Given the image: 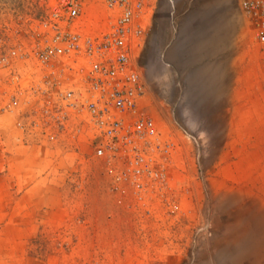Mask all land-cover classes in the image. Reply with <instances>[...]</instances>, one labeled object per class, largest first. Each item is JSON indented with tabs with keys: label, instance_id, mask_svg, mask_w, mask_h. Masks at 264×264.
Returning <instances> with one entry per match:
<instances>
[{
	"label": "rangeland",
	"instance_id": "374dc122",
	"mask_svg": "<svg viewBox=\"0 0 264 264\" xmlns=\"http://www.w3.org/2000/svg\"><path fill=\"white\" fill-rule=\"evenodd\" d=\"M52 1L0 0V264H264L258 201L243 194L242 179L231 186L228 178H216L223 164L217 160L223 134L218 129L224 126L212 124L217 116L212 118L204 104L210 96L200 99L202 92L209 95L221 85L202 78L208 77L217 59L211 39L215 35L226 54L218 61H234L241 75L232 89L237 92L245 86L239 82L243 75H253L250 89L255 97L259 86L263 88L254 70L252 34L239 1L158 0L153 13L140 19L145 33L134 66L144 81L143 107L163 135L176 143L163 192L150 197L145 207L111 191L102 174L103 162L90 156L86 135L50 139L43 127H37V137L29 138L32 147L21 148H42L47 152L45 162L27 161L5 149L9 137L18 138L15 129L28 133L30 125H52L43 123L44 117L35 118L31 108L41 103V95L31 91L40 89L43 81L32 80L29 90L28 85H20L29 77L11 80L24 63L1 62L10 44L26 47L34 42L27 35L29 27L48 17ZM77 5L80 15L75 26L80 33L102 32L113 19L103 0H77ZM201 21L205 34L194 31ZM214 24L218 34L211 27ZM67 74L64 71L58 78L66 83ZM71 76L78 77L75 72ZM13 97L17 106L11 103ZM70 154L73 160H68ZM36 187L42 193V207L33 203L22 207L21 193L28 191V200L33 201L38 198ZM9 188L13 193L6 192Z\"/></svg>",
	"mask_w": 264,
	"mask_h": 264
},
{
	"label": "built area",
	"instance_id": "2783aa9c",
	"mask_svg": "<svg viewBox=\"0 0 264 264\" xmlns=\"http://www.w3.org/2000/svg\"><path fill=\"white\" fill-rule=\"evenodd\" d=\"M238 1L264 77V0ZM157 2L103 0L113 16L109 27L103 32L80 33L75 26L80 15L77 0H53L48 17L29 27L27 35L34 42L26 47L10 44L1 59L5 66L16 60L24 63L16 78L11 74L13 82L29 77L20 85L33 88L32 80L43 81L40 89L31 92L41 95L38 112L43 123H52L45 125L46 136L86 135L92 147L90 156L103 162L102 174L111 191L144 207L150 197L163 192L175 147L144 110V81L132 61L145 33L140 19ZM64 71L70 73L63 78L66 83L58 78ZM72 72L78 77H72ZM12 99L17 106L16 98Z\"/></svg>",
	"mask_w": 264,
	"mask_h": 264
},
{
	"label": "crops",
	"instance_id": "0c3cea01",
	"mask_svg": "<svg viewBox=\"0 0 264 264\" xmlns=\"http://www.w3.org/2000/svg\"><path fill=\"white\" fill-rule=\"evenodd\" d=\"M205 1L216 3V0H205ZM224 1L228 2V0L227 1L224 0ZM153 10L148 12L147 16H150V14L153 13ZM222 17H223V14H220L219 19H221ZM76 21H79V20L77 19ZM203 22L205 21H201L198 28L196 27L194 29L196 33L205 34L206 32H208L206 31L207 28L204 27L205 23ZM215 22L216 21L214 20V23ZM108 27H109V24L104 25V27L102 28V32L105 31ZM211 27L213 30H217L218 28L217 24H214ZM98 30L100 31L101 29H98ZM218 32H219V29L216 31V34H218ZM211 39L216 44L215 46H217L216 49L218 52H216V54L213 55L217 59L213 61L214 67L209 71L208 77H207V74L202 75L203 73H201V75H202V78L205 77L204 78L205 80L207 79L210 81L212 80L218 81L221 83V85L218 88L214 89L212 93L209 95H206L202 92V94L200 95V99L204 101L205 98L207 99V97L210 96V99H211L210 102L208 103L207 101H205L204 104H206L207 108L210 109L209 113H211L210 115L212 118H215V116H217L216 121H212V124L218 125V128H220L222 125L224 126L223 129H218L221 132L223 131V134H222L221 142L219 144L220 149L218 151V156H217L218 163L223 161V164H221L220 167L218 166L215 174H216L217 179H221V178L224 179L225 177L228 178L226 179L228 180L227 184H230L231 186H234V184L238 180L242 179V182H243L242 185L244 188L243 194H248L249 195L248 197L250 199L253 198V200L255 199L258 201L257 204H258V209L260 211L259 227H260V237H261L260 238V242H261L260 256L263 257L264 256V247H263V241H264L263 240V236H264V219H263L264 217V83H263V88L261 87V85L259 86V95L255 97L253 95L255 93L250 89L252 88L251 80L253 79V77H250V76H253V75H249L248 77H246V75H243V77H241L242 80L239 82L240 83L244 82L245 86H242L239 90H237V92L233 90L232 89L233 81L238 82V77L241 76L239 75L240 72L236 73L234 61L231 64H228L227 63L228 61L224 63H221L218 61V59H221L222 56H226V54L221 53L220 48H219V41L221 40V38L215 35V38L213 37ZM208 42H210V37H209ZM210 45L212 44L210 43ZM251 51L253 55L252 56L253 60L255 61V64L257 67V68H254V70L257 72L258 75H260V78H261L260 80L264 82V77H263L261 63H260V55L256 54L255 49L253 47ZM229 54L230 53H228V55ZM132 61L133 63H135L136 56L134 55L132 56ZM75 64L78 65L79 63H75ZM222 65L226 68L227 73L234 74L233 77L229 78L228 74L225 72V69L221 67ZM73 70L75 71L76 69H73ZM218 70L220 71V74L217 73ZM223 83H226V85H223ZM23 104L25 103H21L20 106ZM31 108L34 109L35 114H37L35 118L40 116L39 117L40 119L42 117L41 113L40 114L37 113V110L40 109V102H35V105H33ZM40 126L43 127L44 130L43 129L42 130L44 131V134L47 135L46 134L47 130L45 126L43 125H39V126L30 125L29 131L27 130L28 133L26 132V130L23 131V129L21 131L19 129L18 130L15 129L17 131V134L14 136L18 138L11 139L9 137L8 143L7 144L5 143L6 144L5 149L10 152H13V151L17 152L19 157L27 161L30 159H33L35 161L39 160L40 162L41 160L44 161L47 155L46 154L47 152L45 151L43 152L42 148H38L39 150L37 149L39 152L35 151L36 149L28 150L26 148L25 149L23 148L24 146H31L28 144L32 142V141H29L30 140L29 138H32L33 136H35V138L37 137L38 131L36 130H37V127L40 128ZM66 137L69 138V135H66ZM62 139L64 138L62 137ZM16 141H18V144L16 143ZM34 143L32 144L35 146ZM36 145H40V143H36ZM21 146L23 147L21 148ZM175 146H176V143H175ZM32 152L34 153L33 155H32ZM54 156L58 158V155L57 156L54 155ZM76 156H78V154H76ZM83 158L85 159V157ZM68 160H73L71 154L68 156ZM51 170L52 168L48 170L47 174L44 176L45 179L47 178L46 176H49V173L51 172ZM71 170H74V167ZM71 174H73V172ZM69 175L70 174L68 173L67 178ZM36 189H37L36 192L38 194V198H36L35 200L33 201L28 200V198L31 195L28 196V193H27L28 191H25L23 194L21 193L20 198H18L19 202L18 201L16 202L20 203V205H24L22 207H25L26 209L28 208L27 206L30 207V204L32 203L35 204L36 206L35 208H37V206L42 207L43 200L40 197L42 193L39 187H36ZM106 189H107V186H106ZM6 192L10 194L13 193V188L7 189Z\"/></svg>",
	"mask_w": 264,
	"mask_h": 264
}]
</instances>
